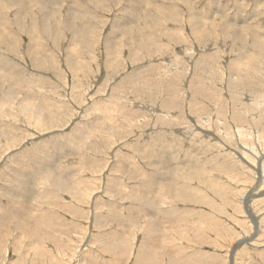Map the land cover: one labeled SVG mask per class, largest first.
I'll list each match as a JSON object with an SVG mask.
<instances>
[{
    "label": "rangeland",
    "instance_id": "rangeland-1",
    "mask_svg": "<svg viewBox=\"0 0 264 264\" xmlns=\"http://www.w3.org/2000/svg\"><path fill=\"white\" fill-rule=\"evenodd\" d=\"M0 264H264V0H0Z\"/></svg>",
    "mask_w": 264,
    "mask_h": 264
}]
</instances>
